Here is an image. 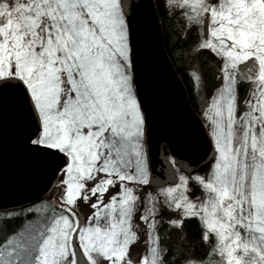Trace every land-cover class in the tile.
Wrapping results in <instances>:
<instances>
[{
  "label": "snow or ice",
  "instance_id": "1",
  "mask_svg": "<svg viewBox=\"0 0 264 264\" xmlns=\"http://www.w3.org/2000/svg\"><path fill=\"white\" fill-rule=\"evenodd\" d=\"M173 66L200 160L163 131ZM9 180L48 195L0 214V264H264V0H0Z\"/></svg>",
  "mask_w": 264,
  "mask_h": 264
},
{
  "label": "water",
  "instance_id": "2",
  "mask_svg": "<svg viewBox=\"0 0 264 264\" xmlns=\"http://www.w3.org/2000/svg\"><path fill=\"white\" fill-rule=\"evenodd\" d=\"M161 78L163 81V74ZM166 88L173 118L164 128V133L169 136L172 147L180 156L188 160L205 158L210 152L208 140L201 128L198 116L190 105L185 87L174 66L167 71ZM42 195H48L45 193L43 185L18 188L9 180L0 188V213L27 204L29 200H34Z\"/></svg>",
  "mask_w": 264,
  "mask_h": 264
},
{
  "label": "trees",
  "instance_id": "3",
  "mask_svg": "<svg viewBox=\"0 0 264 264\" xmlns=\"http://www.w3.org/2000/svg\"><path fill=\"white\" fill-rule=\"evenodd\" d=\"M175 68V67H174ZM176 70V68H175ZM177 74L179 76V78L181 79L182 83L184 84L185 86V89H186V92H187V96H188V100L192 106V108L195 110V103H193V94H192V86L191 84L188 82V79L186 76H183L179 71H177ZM190 228H193L194 229V225H190L189 226Z\"/></svg>",
  "mask_w": 264,
  "mask_h": 264
},
{
  "label": "rangeland",
  "instance_id": "4",
  "mask_svg": "<svg viewBox=\"0 0 264 264\" xmlns=\"http://www.w3.org/2000/svg\"><path fill=\"white\" fill-rule=\"evenodd\" d=\"M195 111H196V114H197V106H196V104H195ZM52 195H55V194L53 193ZM0 214H3V213H0Z\"/></svg>",
  "mask_w": 264,
  "mask_h": 264
}]
</instances>
